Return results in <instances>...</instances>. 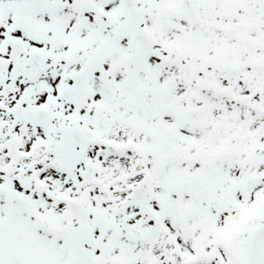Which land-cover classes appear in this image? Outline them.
Returning a JSON list of instances; mask_svg holds the SVG:
<instances>
[{
	"label": "snow or ice",
	"instance_id": "snow-or-ice-1",
	"mask_svg": "<svg viewBox=\"0 0 264 264\" xmlns=\"http://www.w3.org/2000/svg\"><path fill=\"white\" fill-rule=\"evenodd\" d=\"M0 264H264V0H0Z\"/></svg>",
	"mask_w": 264,
	"mask_h": 264
}]
</instances>
